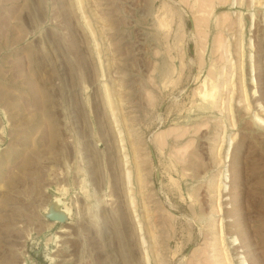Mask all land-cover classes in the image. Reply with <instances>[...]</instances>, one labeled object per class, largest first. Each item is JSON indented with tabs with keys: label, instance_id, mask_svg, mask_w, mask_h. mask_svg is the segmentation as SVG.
<instances>
[{
	"label": "rangeland",
	"instance_id": "rangeland-1",
	"mask_svg": "<svg viewBox=\"0 0 264 264\" xmlns=\"http://www.w3.org/2000/svg\"><path fill=\"white\" fill-rule=\"evenodd\" d=\"M0 264H264V0H0Z\"/></svg>",
	"mask_w": 264,
	"mask_h": 264
}]
</instances>
